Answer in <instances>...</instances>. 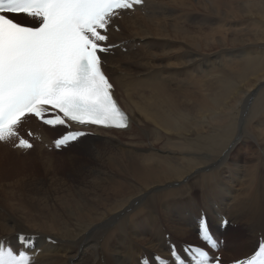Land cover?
<instances>
[{
    "label": "bare ground",
    "instance_id": "bare-ground-1",
    "mask_svg": "<svg viewBox=\"0 0 264 264\" xmlns=\"http://www.w3.org/2000/svg\"><path fill=\"white\" fill-rule=\"evenodd\" d=\"M114 24L120 30H110L109 43L122 45L103 56L104 70L129 126L91 128L94 135L66 149L78 146L84 158L63 150L61 175L42 146L56 129L30 125L41 143L15 152L34 153L46 177L0 183V238L36 234V264H137L140 253L168 254L169 238L177 246L195 239L203 210L212 230L220 231L221 213L232 223L248 220L257 244L264 233V101L250 114L247 107L264 86V0H146ZM236 120L240 133L232 136ZM215 130L223 155L212 167L201 140L200 151H185V143L200 147L195 136ZM246 141L248 150H240L247 156L254 147L256 156L228 158ZM162 146L192 156L172 157ZM12 150L0 144V155Z\"/></svg>",
    "mask_w": 264,
    "mask_h": 264
},
{
    "label": "snow or ice",
    "instance_id": "snow-or-ice-1",
    "mask_svg": "<svg viewBox=\"0 0 264 264\" xmlns=\"http://www.w3.org/2000/svg\"><path fill=\"white\" fill-rule=\"evenodd\" d=\"M143 5L144 0H0V142L18 141L15 147L31 149L33 144L18 132L28 116L51 127L71 128L74 123L127 128L129 117L114 98L102 56L118 47L109 43L110 30H120L114 21ZM19 15L32 23L19 22ZM87 135L70 130L54 145L66 147ZM227 224L222 218L221 225ZM197 227L200 241L218 251L222 242L211 231L206 213ZM17 240L20 247L14 248L0 238V264H36L41 250L35 247V236L18 233ZM167 252L137 264H223L204 247L177 248L170 238ZM232 264H264V233L252 254Z\"/></svg>",
    "mask_w": 264,
    "mask_h": 264
},
{
    "label": "rangeland",
    "instance_id": "rangeland-1",
    "mask_svg": "<svg viewBox=\"0 0 264 264\" xmlns=\"http://www.w3.org/2000/svg\"><path fill=\"white\" fill-rule=\"evenodd\" d=\"M229 55H231V54H229ZM263 101H264V86L261 87L260 90L255 94V96H253V98L249 101V104L247 107V110H249L248 114H250V112H255L256 107H258L260 105V103H262ZM236 124L238 125L237 120H236L235 125H234L233 133L231 134L232 136L234 135V131L237 134L240 133V131H238V129H237L238 126ZM53 134H56V133H53ZM126 134L128 136L130 133H124L123 136L126 137ZM218 134H220V133L217 130H215L212 132H207L205 134L199 133L198 135H196L195 137L199 141V142H197V144L200 147L192 146L191 144H194V142H192V141L189 142V140L186 139L185 144L187 145L186 147H189V148L185 151H191L193 149L198 150L199 148H201V143H200V140H201L202 144L205 145L206 147H208V151H206V148H203V149L201 148L200 149L201 152H205V153H208V155H210V159L212 160L213 163H215L214 165H211L212 167L219 166L217 164H220L219 161H220L223 153L221 151L216 152L217 151V149H216V145H217L216 143L217 142L216 141L218 139V137H217ZM232 136H231V138H232ZM179 137H180L179 140L184 139L183 135H180ZM236 137H234V139L232 141H236V139H237ZM173 139L177 140L178 137H174ZM248 142L249 141L241 142L240 145H238L236 147L234 146L235 148H233L231 150L232 153L229 155L228 158L232 157L231 160H233V156H237V157H240L241 161L243 160L242 162L250 161L253 156H256L253 153L254 147L251 148L250 153L247 156L244 154L245 149L240 150V148L243 146H245L246 150H248L247 149ZM224 143H226V142H224ZM185 144H182V145L185 146ZM189 144H190V146H189ZM246 144H247V146H246ZM42 146H43L44 152H47L48 155H52V157H54V158H51V159H53V167H55L56 168L55 171L58 173L60 172L61 175H64L67 172V167L62 165V163L60 161L61 159H59V157L62 156V154H64V151L73 152V153L75 152L76 154L79 153L77 150L78 146L71 147L69 150H64V151H59V152L51 151L49 149V145L43 144ZM159 148H160V146H159ZM177 149L178 148H176V147L175 148L174 147L164 148V146H162L161 147V153L166 154V152L169 151V152H172L170 154V156L176 157V158H182V157L189 158V155L192 156L191 154H189V155L185 154L184 153L185 151H183V152L181 151V154L180 153L177 154L178 153V151H176ZM200 150H198V151H200ZM35 151H36V149H35ZM12 152H13V154H11ZM31 152H34V150H32ZM183 153H184V155H182ZM16 154H17V152H15V150H12L10 152V155H8V154L2 155V153H1V155H0V181L1 182L0 183H3V182H5V183H9V182L16 183V180H18L20 177H22V174L25 175L26 178L29 177L30 180H38V179L42 180V181L45 180V177H46L45 169L43 168V166L40 163H38L39 160H37L36 157H34L35 156L34 153L30 157H25L26 153L22 156H21V153H19V155H16ZM77 157L78 158H84L85 156L83 157L82 154H79V155L77 154ZM196 158H197V160H199L197 156H196ZM4 159H6V160L12 159V160L6 164L4 162ZM77 160H80V159H77ZM2 171L7 173L6 175H8V176L2 175ZM48 174H49L48 176H52L53 172L49 171ZM61 177H63V179L65 178V176H61ZM235 182H234V184H237ZM12 188L19 190L20 192H24L25 194H27L29 192V191H27V189H25L21 186L17 187V185H13ZM234 189L237 190L238 192L243 191V188L239 189V186H234ZM238 195L242 196L241 194H238ZM239 209L243 210L240 207H239ZM247 222H248V220L246 221L243 219H239L237 222L236 221L234 222L235 224H237V228L232 227L230 229L229 227H227L224 230V232H226L224 234V238L227 240L226 249H225V252H223L224 261H227L228 259H229L228 261L232 260V258H229V257H233V256L236 257L238 255L244 256L246 253L248 254L252 250V248L256 245L255 244L256 243L255 237L253 236L252 233H250V231L248 229H246L245 225L247 224ZM81 231H83V230H81ZM213 232L215 233L216 236H217V234L221 233V231H218L215 229H213ZM63 236L66 237V236H68V234L64 233ZM257 237H258V235H257ZM190 241L194 242L195 239H192ZM186 243H188V242H186ZM229 254H232V256H229Z\"/></svg>",
    "mask_w": 264,
    "mask_h": 264
}]
</instances>
